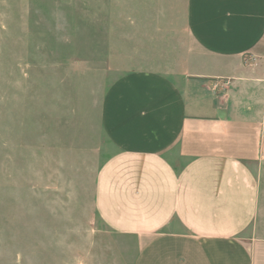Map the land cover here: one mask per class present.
Returning <instances> with one entry per match:
<instances>
[{
	"label": "crops",
	"instance_id": "crops-1",
	"mask_svg": "<svg viewBox=\"0 0 264 264\" xmlns=\"http://www.w3.org/2000/svg\"><path fill=\"white\" fill-rule=\"evenodd\" d=\"M175 33L104 94L95 209L133 264H264V0H186Z\"/></svg>",
	"mask_w": 264,
	"mask_h": 264
},
{
	"label": "rangeland",
	"instance_id": "rangeland-1",
	"mask_svg": "<svg viewBox=\"0 0 264 264\" xmlns=\"http://www.w3.org/2000/svg\"><path fill=\"white\" fill-rule=\"evenodd\" d=\"M185 4L0 0V264H133L94 205L101 105L126 70L167 69Z\"/></svg>",
	"mask_w": 264,
	"mask_h": 264
}]
</instances>
